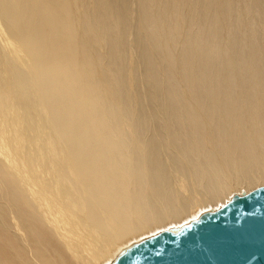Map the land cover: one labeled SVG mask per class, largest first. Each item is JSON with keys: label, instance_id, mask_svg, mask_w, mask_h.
I'll return each mask as SVG.
<instances>
[{"label": "bare ground", "instance_id": "obj_1", "mask_svg": "<svg viewBox=\"0 0 264 264\" xmlns=\"http://www.w3.org/2000/svg\"><path fill=\"white\" fill-rule=\"evenodd\" d=\"M260 186L264 0H0V264H113Z\"/></svg>", "mask_w": 264, "mask_h": 264}, {"label": "water", "instance_id": "obj_2", "mask_svg": "<svg viewBox=\"0 0 264 264\" xmlns=\"http://www.w3.org/2000/svg\"><path fill=\"white\" fill-rule=\"evenodd\" d=\"M113 264H264V186L140 242Z\"/></svg>", "mask_w": 264, "mask_h": 264}, {"label": "rangeland", "instance_id": "obj_3", "mask_svg": "<svg viewBox=\"0 0 264 264\" xmlns=\"http://www.w3.org/2000/svg\"><path fill=\"white\" fill-rule=\"evenodd\" d=\"M180 227H178V229H179ZM182 228V227H181ZM180 230V229H179Z\"/></svg>", "mask_w": 264, "mask_h": 264}]
</instances>
